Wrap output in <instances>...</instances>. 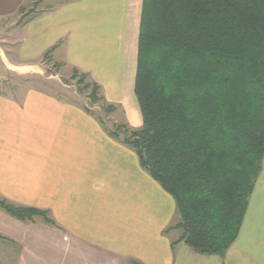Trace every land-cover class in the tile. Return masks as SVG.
<instances>
[{"label": "crops", "instance_id": "1", "mask_svg": "<svg viewBox=\"0 0 264 264\" xmlns=\"http://www.w3.org/2000/svg\"><path fill=\"white\" fill-rule=\"evenodd\" d=\"M25 1L0 0V19ZM44 2L13 32L18 55L9 64L53 48L65 66L89 73L106 101L110 88L134 94L143 0ZM79 104L38 87L0 88V197L55 221H22L0 208V243L16 247L0 264H264V159L236 239L224 256L202 254L174 243L182 232L169 236L171 195Z\"/></svg>", "mask_w": 264, "mask_h": 264}, {"label": "trees", "instance_id": "2", "mask_svg": "<svg viewBox=\"0 0 264 264\" xmlns=\"http://www.w3.org/2000/svg\"><path fill=\"white\" fill-rule=\"evenodd\" d=\"M71 77L102 99L86 72L73 67ZM134 95L141 126L110 135L175 201L180 220L169 229L182 233L174 243L224 256L264 159V0H143ZM0 208L55 224L46 210L2 197Z\"/></svg>", "mask_w": 264, "mask_h": 264}, {"label": "rangeland", "instance_id": "3", "mask_svg": "<svg viewBox=\"0 0 264 264\" xmlns=\"http://www.w3.org/2000/svg\"><path fill=\"white\" fill-rule=\"evenodd\" d=\"M44 4V0H26L23 3L25 7L23 11L0 19V88L9 92H13L14 90L24 92L29 87H38L54 96L72 98L77 103H80L79 105L100 118L102 124L109 128V130H118L117 126H122L121 130H119L120 137H122V131L125 128L140 127L142 120L134 94H131L130 97H125L119 95L118 90L115 91L110 88L107 90V101L102 95V91L99 93L102 99L93 101L89 98L90 89L81 91L78 79L71 77L73 74L71 66H65L63 62L64 65L60 68H56L54 65L55 62H61L58 61L61 51L57 52L55 56L52 55L51 60H47L42 56V58L35 62L21 64L16 67L9 64L8 60L10 57L18 55L13 50V32L27 19L43 11L42 7H45ZM87 74L90 82L95 81L91 76L89 77V73ZM109 104L113 105L115 110L106 111V106ZM177 211L173 224L180 220V215ZM180 232H182L180 228L171 229L169 236L176 237ZM11 246L12 249L10 251L9 245L4 246L3 243H0V262H3L7 253L15 252L13 248L16 247Z\"/></svg>", "mask_w": 264, "mask_h": 264}]
</instances>
